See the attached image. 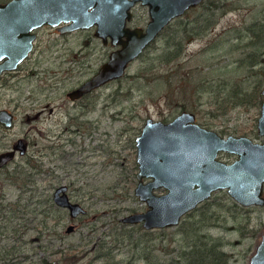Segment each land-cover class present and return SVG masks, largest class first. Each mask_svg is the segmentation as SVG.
Masks as SVG:
<instances>
[{
  "label": "rangeland",
  "instance_id": "1",
  "mask_svg": "<svg viewBox=\"0 0 264 264\" xmlns=\"http://www.w3.org/2000/svg\"><path fill=\"white\" fill-rule=\"evenodd\" d=\"M227 1L233 8L186 46L184 31L180 29L183 20H174L133 59L123 76L103 85L86 99L94 107L82 117L77 116L79 108L67 95V89L95 72L109 57L112 46L95 35L94 28L78 29L67 36L50 25L39 29L36 50L16 75L0 81V107H18L15 135L27 133L38 142V145L31 143L27 154L20 156L17 164L11 163L8 169L33 171L32 180L8 173L0 187V264H42L44 257L55 259L63 255L62 251H55L67 247L69 259L73 260L83 249H92L101 237L116 238L121 232L116 229L121 227L118 225L122 224V216L148 207L134 193L138 171L135 137L146 117L173 118L183 109L177 100L184 97V92L199 97L196 92L199 84L195 82L202 74L211 70L217 82L232 74L225 67L229 60L231 67H237L234 77L248 72L243 68L245 64L239 67V63L247 50L255 48L251 43L244 44L251 42L254 34L249 25L264 19V0ZM203 8L186 12L184 18L198 17L206 22L211 12ZM175 40L183 43L180 55L164 60L168 55L166 50L174 48ZM81 47L91 52L88 68L79 69L71 64L73 69L68 72L69 63L66 69L62 68L59 56L79 53ZM257 66L264 68V54ZM208 100L207 94L199 100L202 106L197 113L199 121L208 122L221 134L245 133L261 139L256 133L260 106H231L226 112L221 108L218 112L217 104ZM39 110H42L40 117L28 118ZM62 126L68 127L64 135L52 140L48 135ZM72 127L80 131H71ZM220 157L232 158L229 154ZM64 182L70 186L73 199L86 206V213L71 217L67 207L55 202L54 189ZM223 192H214L210 204H201L183 219L189 224L195 212L198 217L207 216L210 231L223 235L228 242L226 250L233 253L230 264H251L250 255L264 231V205L257 204L259 208L250 214L238 212L224 200ZM70 223L75 224L74 230L67 231ZM238 225L243 226L241 230L233 228ZM137 227L128 225L137 238L145 236ZM113 231L114 236L109 233ZM187 234L189 232L161 234L155 231L147 237L158 241L159 251L162 250L161 238H164L162 244L171 250L179 246L180 239L186 240ZM115 248L118 258L136 250L124 243ZM97 253L91 251L82 261L72 264H102L103 259L97 257ZM62 264L71 263L68 260Z\"/></svg>",
  "mask_w": 264,
  "mask_h": 264
},
{
  "label": "water",
  "instance_id": "2",
  "mask_svg": "<svg viewBox=\"0 0 264 264\" xmlns=\"http://www.w3.org/2000/svg\"><path fill=\"white\" fill-rule=\"evenodd\" d=\"M138 0H6L0 1V74L5 68L16 67L32 50L37 32L35 28L50 23L66 22L61 29L71 30L96 24V34L104 42L111 38L109 58L81 85L73 88L72 98L126 72L128 65L140 56L163 27L185 9L201 0H140L149 4L150 19L144 26H129L131 6ZM258 117V133L264 135V87ZM7 124L13 114L8 109ZM6 120V119H5ZM136 136L138 185L135 192L149 207L140 212H129L123 222L143 221L147 228L179 224L183 214L209 197L215 189L226 188L234 199L246 204H264V141L249 135H221L215 128L198 122L191 109L180 111L168 121L147 117ZM25 152L23 138L19 148ZM222 150L235 152L233 162L222 160ZM14 155V150L0 153V165ZM144 177H148L147 181ZM164 186L166 191L155 189ZM67 183L57 185L56 203L67 207L71 217L86 213L79 200H72ZM70 223L67 231L74 230ZM251 264H264V231L259 244L250 255Z\"/></svg>",
  "mask_w": 264,
  "mask_h": 264
},
{
  "label": "trees",
  "instance_id": "3",
  "mask_svg": "<svg viewBox=\"0 0 264 264\" xmlns=\"http://www.w3.org/2000/svg\"><path fill=\"white\" fill-rule=\"evenodd\" d=\"M228 4L229 3L227 0H207L204 5H206L207 8H210L211 6V8H213V11L210 13V17L208 18L210 21L204 22L201 19H195L194 22H184L186 23L185 29L183 30V25L181 29L184 31L185 44L187 43L186 41L195 37L196 34L205 32L208 26H214L216 21H218L219 16L226 13L228 9L233 8L228 6ZM249 27L253 29L254 34L253 37H251L252 41L249 40L251 42L245 43L244 46L251 43L255 46V48L247 50L245 57L241 58L239 63V67L240 65L245 64L243 68L248 72L241 74L237 78L234 77L233 73H235L237 67H231V61L229 60V62L225 63V67H228V72L232 74L227 75L228 77H224L223 80L217 82L215 77L216 74H213L210 72L211 70H208V72H206L207 74H202L203 76H201L200 79L195 82L199 84V88L196 90V92L199 94V97L195 98L192 94L186 95L184 92V97L181 100H177L179 105L183 106V108H193L194 111L198 113L200 110H202V106L199 105L201 103L199 100L205 94H207L209 97L208 101L217 104L218 112L220 108L222 109V112H226V110L228 111L231 109V106H243L244 108H248L252 105H261L263 96L261 90L264 85V68L262 66H257V63L261 61V58L264 54V19L259 20V22H254L252 25H249ZM173 45L174 48L166 50L168 55L164 58V60H170L180 55V50L183 48V43L180 40H175ZM187 77L188 75L185 76L186 79ZM183 79L184 77L181 78V80ZM211 111L213 113H218L215 109H211ZM33 164L36 165L34 162ZM17 175L19 177H25V180L28 181L29 179L32 180L34 172L21 170ZM224 192V200L231 203L233 210H237L238 212L243 211L250 214V211H255L257 208H259V205H241L238 201L232 199L226 190H224ZM36 194L38 195V193ZM34 195L35 191L33 192L32 196ZM211 201L208 199L204 203L210 204ZM236 215L237 213L235 216ZM194 216V218H191L192 223L188 224L186 222L188 220L184 218L180 224L173 228L163 226L162 228L157 227L146 229L143 225L138 227L136 226L138 230H142L144 232L145 236H141V238L134 236L133 232L130 231V228H128V225L121 221L122 224L118 225L121 226L120 229H116V232H118V230L121 232L115 236L116 238L108 239L106 237H101L95 247H92V249L89 248L87 250L83 249V252H81V254L78 253L73 260L69 259L67 247L63 249H57L55 251H62L63 255L57 256L55 259H50L46 256L41 260V262L42 264H62L63 262L68 263V260H70L71 264L79 263V261H82V259L86 258V256H88L91 251L93 252L95 250V252H98L97 257L103 259L102 264H230L233 253L226 250L225 246L228 242L224 239V236L210 231V225L207 224V216H204L205 218L198 217V212H195ZM242 227L243 226L238 225L233 228L241 230ZM155 231H160L161 234H176L180 232L184 233L185 231L189 232V234H187L188 237L186 240L184 237L182 240L177 238L179 240V246L171 250L169 247L167 248V245L164 243L162 244L164 238H161L162 246L160 247L162 250L158 251V246H156L158 241H155L153 237H147V234L152 232L154 233ZM116 232L113 231L109 233L110 235L113 234L114 236ZM243 232L245 231L243 230ZM120 243H124L130 247H133V249L136 248V250L132 251L131 254L127 255L126 257L121 256L118 258L115 247H119Z\"/></svg>",
  "mask_w": 264,
  "mask_h": 264
},
{
  "label": "flooded vegetation",
  "instance_id": "4",
  "mask_svg": "<svg viewBox=\"0 0 264 264\" xmlns=\"http://www.w3.org/2000/svg\"><path fill=\"white\" fill-rule=\"evenodd\" d=\"M1 2L2 1H6V0H0ZM207 0H201L199 3H197V4H194V6H190V7H188V8H186L185 9V11H184V13H182L181 15H177V16H174L171 20H170V22L168 23V24H166L164 27H163V29L160 31V33L156 36V37H154L153 38V40L150 42V44H152V42L158 37V36H160L162 33H163V30L167 27V26H170V25H172L173 23H174V20H181V18H182V20H183V30L185 29V25H186V23H184V22H187V21H189V22H194L195 21V19H198V17L197 18H193V19H185L184 18V14L186 13V12H188V11H192V10H194V9H198V8H202V7H204L203 9L204 10H207V11H213V8H207L206 7V5H204L205 4V2H206ZM141 7H144V9L142 8V9H139V8H141ZM131 10H132V12H133V15H132V18L130 19V20H128L127 21V23H128V25L129 26H146L147 25V23H148V20L150 19V11H149V4H145V3H143L142 1H140V0H138V1H136L132 6H131ZM207 19V22H209L210 21V19H208V18H206ZM217 22V21H216ZM46 25H50V26H52V27H55L56 29H58L64 36H67L68 35V33H71L72 31H75V30H78V29H89V28H94V34L95 35H97L96 34V29H97V25L96 24H94V25H91V26H89V27H78V28H75V29H71V30H62L60 27H61V25L62 26H64V25H66V22H64V21H62V22H60L59 24H56V25H51L50 23H46V24H43V25H40V26H38L37 28H35V30H36V32H37V35H36V37H35V40H34V44H33V46H32V50L26 55V57L25 58H23L22 59V61H20L18 64H17V66L16 67H13V68H5V69H3L1 72V74H0V81L1 80H3V79H5L6 78V76H14V75H16L17 74V70H19L22 66H23V64L26 62V59L27 58H29L30 57V55L36 50V46H37V37H38V32H39V29L40 28H42V26H46ZM181 28H182V26H181ZM180 28V29H181ZM204 32H202V33H198V34H196V36L195 37H193V38H190L188 41H186L187 43L185 44V46L189 43V42H192L194 39H196V37H199V36H201V34H203ZM98 37H101L102 38V41L104 42V40H103V37L100 35H97ZM105 44H107V45H111L112 47H111V49H110V51H109V53H108V55L110 54V52H111V50L112 49H114V48H116L117 46L116 45H113L112 44V42H111V38H109V40L107 41V42H104ZM87 43H85L84 45H86ZM149 44V45H150ZM148 45V46H149ZM147 46V47H148ZM146 47V48H147ZM145 48V49H146ZM144 49V50H145ZM204 49V48H203ZM59 56V55H58ZM57 56V57H58ZM60 58H61V60H60V65H62V68H64V69H66L67 68V70L66 71H68L69 72V70H72L73 68H72V66H71V64H76L77 65V67L79 68V69H83L84 67H86V68H88V66H89V64H90V58H92L91 57V52L90 51H88L87 49L86 50H84V47H81L80 48V51H79V53H75V54H72V55H63V56H59ZM109 58V57H108ZM107 58V59H108ZM5 58H3L2 60H0V62H4L3 60H4ZM106 59V60H107ZM106 60H104V61H106ZM103 61V62H104ZM102 62V63H103ZM67 63H69V65H67V67L65 68V65L67 64ZM101 63V64H102ZM101 66V65H100ZM83 67V68H82ZM99 69V68H98ZM97 69V70H98ZM96 70V71H97ZM94 73V72H93ZM92 73V74H93ZM91 74V75H92ZM90 75V76H91ZM89 76V77H90ZM89 77H87L86 79H83V80H80V82H78L77 84H75V85H73V86H71L69 89H67V95L69 96V98L70 99H72V100H74V102H75V104H76V106H78V113H77V116H80V117H82V115L83 114H85V113H89V112H91V109H92V107H94L93 106V104H92V106L90 105L91 104V101L88 103V100H86L87 98H90V97H92L93 96V94H96L97 93V91L98 90H100V89H102V86L103 85H105V84H107L108 82H110V81H112V80H110V81H108V82H106V83H104V84H102L101 86H98V87H94V88H92V90L91 91H88V92H85L84 94H81V96L80 97H77V98H72V97H70V95H69V92L73 89V88H75V87H77V86H79V85H81V83H83L85 80H87ZM114 79H118V78H114ZM263 87H264V85H263ZM262 87V88H263ZM262 91V90H261ZM262 93H263V91H262ZM95 98H96V96H94ZM93 97V98H94ZM94 98V99H95ZM90 100H92V99H90ZM262 100H263V96H262ZM262 100H261V102H262ZM262 104V103H261ZM19 106V105H18ZM61 106V105H60ZM18 107L17 106H15V107H11V106H1L0 107V111L2 110V109H8V111H10L12 114H13V116H12V118H11V122L10 123H8L7 124V115H2L1 113H0V153H2V152H7V151H9V150H14V155L12 156V158H10V160H8L7 162H4L2 165H0V187L3 185V181H4V175H8V173L9 174H16V176H17V174H19L20 173V171L21 170H23V169H10V171H8V169L10 168V165H11V163H15V164H17V160H18V158L20 157V156H23V155H26L27 154V152L29 151V148H30V144L31 143H36V145H38L37 143V140H35L34 138H32L31 136H29V134H27V133H25L24 135L23 134H18V135H15V134H17L16 133V131L13 129L15 126H16V120H17V117H18V112H17V109ZM260 108H261V105H260ZM45 109V108H44ZM44 109H42V110H44ZM184 109H191V108H183L182 110H184ZM42 110H39V112H34V113H37V114H33L34 116H31L32 114H29V116H28V118L29 119H31V118H38V117H40V111H42ZM181 110V111H182ZM191 110H193V109H191ZM194 111V110H193ZM180 112V111H179ZM178 112V113H179ZM195 112V114H196V116H197V112L196 111H194ZM260 113V112H259ZM261 114V113H260ZM177 115V114H176ZM260 116V115H259ZM258 116V117H259ZM149 117V116H148ZM147 118V117H146ZM173 118H174V116H173ZM6 119V120H5ZM28 119V120H29ZM172 119V118H171ZM169 120V119H168ZM168 120H166V121H168ZM197 120H198V116H197ZM257 121H258V118H257ZM198 122L199 123H201V124H203V125H205V126H208V127H212V126H210L209 125V123L207 122H202V121H199L198 120ZM142 127V126H141ZM68 128V127H67ZM67 128L66 127H61L60 128V130H58V131H51L53 134L50 136V134L48 135L49 137H52V140L53 139H59L60 137H62L64 134H63V132L65 131V130H67ZM214 128V127H213ZM71 129V131L72 130H74V131H80V129H78L77 127H75V128H70ZM141 129V128H140ZM216 129V128H215ZM142 130V129H141ZM217 130V129H216ZM218 131V130H217ZM141 132V131H140ZM139 132V133H140ZM219 132V131H218ZM138 133V134H139ZM220 133V132H219ZM256 133L260 136V138L261 139H256L255 137L253 138L252 136H250L251 138H253V140H257V141H264V135H261V134H259L258 133V123H257V128H256ZM221 134V133H220ZM223 135H229V134H232V133H228V134H224V133H222ZM221 134V135H222ZM233 134H235V133H233ZM243 134H245V133H243ZM243 134H236V135H243ZM245 135H248V134H245ZM137 136V135H136ZM20 138H23V140H24V143H25V152H22V145H20V148L18 147L19 146V139ZM135 139H136V137H135ZM55 143H57V142H52V144L53 145H56ZM16 145H18V146H16ZM40 146H38V148H39ZM136 151H137V146H136ZM138 152V151H137ZM223 154H229V156H231L232 158H230L229 160L228 159H225V158H223L224 160H226V161H228V162H233L238 156H237V154L235 153V152H228L227 150H222V151H220L219 152V154H218V157L219 158H221L222 159V157H220L221 155H223ZM222 159V160H223ZM136 161H137V156H136ZM138 162V161H137ZM138 168H139V164H138ZM137 174H138V171H137ZM136 174V177H137V185H138V175ZM15 176V175H14ZM149 178L148 177H144V180L145 181H147ZM68 184V183H67ZM137 185L135 186V188H134V193H136L135 192V189H136V187H137ZM69 186V185H68ZM56 187H57V185H56ZM69 188H70V186L68 187V189H67V191H68V193H69V196H71L70 195V192H69ZM161 189V191L160 192H158V193H161V192H164V191H166L167 190V188L166 187H164V186H161L160 188H158V189H155V191L157 192V190H160ZM224 190H226L227 192H228V194L231 196V194L229 193V191L226 189V188H224V189H215L214 191H213V193L209 196V197H207V198H205V199H203V201L202 202H200L198 205H196L195 207H193V209H195V208H197L199 205H201V204H204V202L206 201V200H208V199H210L212 196H213V194H214V192H221V191H224ZM54 191H55V189H54ZM137 194V193H136ZM53 195H54V192H53ZM53 195H52V197H53ZM138 195V194H137ZM1 196H3V194L1 195ZM139 196V195H138ZM140 197V196H139ZM54 198V197H53ZM71 198H72V200H74L73 199V197L71 196ZM231 198L232 199H234L232 196H231ZM55 200V199H54ZM235 201H238L237 199H234ZM76 201V200H75ZM56 202V201H55ZM239 202V201H238ZM240 203V202H239ZM148 204V203H147ZM241 205H244V204H242V203H240ZM246 205H254V204H246ZM246 205H244V206H246ZM264 205V204H263ZM148 207H149V205H148ZM148 207H146V209L148 208ZM145 209V210H146ZM193 209H191V210H189V211H186V213L185 214H183V217L185 216V215H187L188 213H190L191 211H193ZM140 211H141V209H140ZM139 210L138 211H132V212H140ZM183 217L181 218V219H183ZM143 221L141 220V221H138V222H130V223H128V222H124V223H126L127 225H129V226H134V227H136V226H141V225H143V223H142ZM146 229H151V228H147L145 225H143ZM174 226V225H173ZM173 226H168V227H173ZM152 228H157V227H152ZM99 241V240H98ZM98 241H96V244H97V242ZM96 244H94V246L93 247H95L96 246Z\"/></svg>",
  "mask_w": 264,
  "mask_h": 264
}]
</instances>
